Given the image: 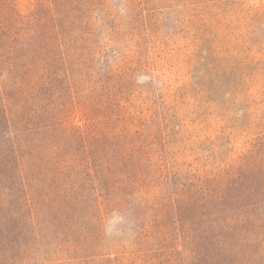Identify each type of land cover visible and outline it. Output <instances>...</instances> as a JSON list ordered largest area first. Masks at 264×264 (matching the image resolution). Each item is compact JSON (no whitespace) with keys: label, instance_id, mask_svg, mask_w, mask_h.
I'll return each mask as SVG.
<instances>
[{"label":"trees","instance_id":"trees-1","mask_svg":"<svg viewBox=\"0 0 264 264\" xmlns=\"http://www.w3.org/2000/svg\"><path fill=\"white\" fill-rule=\"evenodd\" d=\"M28 1L0 0V264H31L36 252L47 253L43 242L55 244L59 254L41 264L85 262L81 252L88 250V238L100 239L104 214L132 205L135 185L143 187L139 154L144 151L136 141L125 143L109 133L118 142L92 152L67 127L75 89L89 83L86 47L94 34V12L105 10L102 0ZM93 85L91 104L116 133L125 116L121 96L108 82ZM182 187L175 231L161 204L138 200L139 250L127 264L262 261L252 249L253 242L262 244L264 148ZM46 226L53 236H47ZM62 248L70 252L64 261ZM94 262L116 264L110 258Z\"/></svg>","mask_w":264,"mask_h":264},{"label":"rangeland","instance_id":"rangeland-1","mask_svg":"<svg viewBox=\"0 0 264 264\" xmlns=\"http://www.w3.org/2000/svg\"><path fill=\"white\" fill-rule=\"evenodd\" d=\"M101 3L105 10L94 12V34L86 47L89 83L75 89L67 127L92 152L109 148L118 135L136 141L144 151L139 154L143 187L135 185L132 205L104 214L100 239L88 238L89 248L81 252L85 262L65 264H105L94 259L108 258L127 264L139 250L138 200L161 204L175 231L182 184L212 178L241 155L264 148V0ZM100 80L121 96L125 109L116 133L91 104L93 83ZM259 228L262 244L253 242L252 255L262 260L255 264H264V226ZM45 231L53 236L49 226ZM173 239L177 247L179 239ZM42 244L47 253L36 252L34 261L56 259L55 244ZM62 249L64 261L70 252Z\"/></svg>","mask_w":264,"mask_h":264}]
</instances>
